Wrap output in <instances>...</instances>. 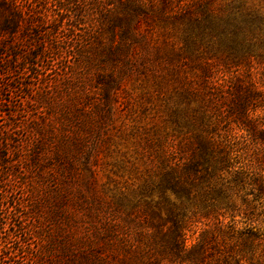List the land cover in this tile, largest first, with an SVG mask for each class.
I'll return each instance as SVG.
<instances>
[{"label":"trees","instance_id":"obj_1","mask_svg":"<svg viewBox=\"0 0 264 264\" xmlns=\"http://www.w3.org/2000/svg\"><path fill=\"white\" fill-rule=\"evenodd\" d=\"M0 118V264H23L22 234L48 245L34 263L51 264L65 232L45 226L62 221L81 222L85 264H264L253 0H0ZM126 172L130 185L107 186ZM119 219L146 225L150 253L117 239Z\"/></svg>","mask_w":264,"mask_h":264},{"label":"rangeland","instance_id":"obj_2","mask_svg":"<svg viewBox=\"0 0 264 264\" xmlns=\"http://www.w3.org/2000/svg\"><path fill=\"white\" fill-rule=\"evenodd\" d=\"M254 4H256L257 6L261 7L264 10V0H253ZM137 93V92H136ZM136 93H133L130 98L129 101L134 104L137 101V96ZM151 106V105H149ZM149 114L146 115V117L143 118L142 124L146 125L145 128H150V124H154V123H160V121L157 119L158 116L155 115L154 110L148 112ZM27 115L22 113L20 114L17 119L20 120H24L26 119ZM150 119H149V118ZM2 121V118H0V123ZM120 125V129H123L124 131H128V126L130 125L129 120L125 121L124 124L121 125L120 120H118V124L117 126ZM128 136V135H127ZM121 139V138H119ZM116 140L115 145L116 146H121L120 148L122 149V151H127V155L131 156V160L135 162V166L138 163V160H134V156L132 154V148H130V146H135L133 143L132 138H127V139H121ZM126 140V141H124ZM113 179L117 180L116 183L111 182L109 184H107V186H110L111 188L113 187H117L118 189L123 188L125 185H130L134 179V177H132L130 179L129 174L126 172L122 175V177L119 176H113ZM130 179V180H129ZM100 180L101 183L104 184L107 180L105 178V176L103 174H100ZM77 181V179H76ZM77 182H75L76 184ZM25 192L23 190H19V191H15L14 194L15 196H23ZM24 197V196H23ZM26 200V197H24ZM71 215H69L68 217L70 218V220L72 219V221H79L77 218L81 217L77 212L74 213L72 212L71 209ZM69 213V214H70ZM124 219V218H123ZM120 220V219H119ZM31 221V220H30ZM27 218L26 220L24 219L23 222V226L25 227V230L27 232V230H29L28 233H31L30 228H31V222H30ZM121 221V225L119 226L121 228L120 231H118L116 233V237L118 240H120V242L122 244H125L127 242L128 245H130V247H136V254L139 252H143L146 250H150L149 253L151 252L150 247L147 246L148 244V240L147 237L145 236L147 233H149L148 231H146L147 229L145 228L146 225L143 224L141 228L136 227L135 226V222L133 223L132 220L126 222L124 220V222L122 220ZM62 221L61 223L56 222L53 223L52 225H47L45 226L48 230L49 229H56L53 233L54 238L58 236H61V233L63 232L62 230H64L65 232V240H60L61 246H59L60 248V252L65 254L64 258L61 256L59 249L55 246H53V248L51 247V256H47V260L49 262H51V264H75L76 261H78L79 263L85 264L83 262V260H81L80 256L85 253L86 251V246H87V241H86V234L84 232V229L82 227L81 222L74 224L71 221L70 222H66ZM63 225V226H62ZM119 230V229H118ZM47 232V231H46ZM45 234V232L43 233ZM52 234V233H51ZM190 235V234H188ZM24 234H22L21 237V247L23 250V254H22V259L21 263L23 264H35L34 263V257H35V253L36 250H44L43 248H47L48 245H44L43 242L35 237H32L31 235L27 236L26 238H24ZM148 236V234H147ZM194 238L195 235L193 236H189L186 245L190 246L194 243ZM68 241V242H67ZM120 244V243H118ZM127 245V246H128ZM64 251H63V250ZM117 250V249H116ZM125 251V248L122 249L119 253V256L121 257ZM75 258V261H74ZM157 259L155 254H153V256L150 257V259H145V260H135L133 263L134 264H180L178 262H170L169 260H155ZM214 260L210 261L209 264H214ZM181 264H187V263H181Z\"/></svg>","mask_w":264,"mask_h":264}]
</instances>
